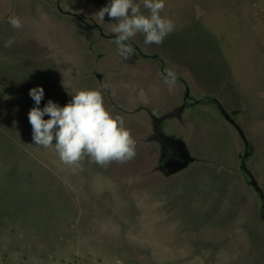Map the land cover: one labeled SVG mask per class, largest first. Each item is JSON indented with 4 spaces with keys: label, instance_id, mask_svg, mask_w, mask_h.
<instances>
[{
    "label": "rangeland",
    "instance_id": "rangeland-1",
    "mask_svg": "<svg viewBox=\"0 0 264 264\" xmlns=\"http://www.w3.org/2000/svg\"><path fill=\"white\" fill-rule=\"evenodd\" d=\"M106 2L0 0V264H264L262 203L239 174L215 165L235 163L237 151L236 134L216 115L222 110L251 139L247 152L256 147L253 173L264 193V0H165L161 15L174 30L159 45L138 33L127 43L146 58L134 48L128 60L115 37L63 14L116 36L109 17L95 14ZM162 71L186 83L192 104L209 101L186 119L191 150L206 162L167 179L157 144L146 139L150 126L138 135L146 114L133 112L180 97V84ZM49 72L61 85L99 91L136 141L135 156L122 167L87 155L66 164L34 145L28 90ZM83 72L102 75L103 86L80 79ZM48 88L41 107L75 94Z\"/></svg>",
    "mask_w": 264,
    "mask_h": 264
},
{
    "label": "clouds",
    "instance_id": "clouds-1",
    "mask_svg": "<svg viewBox=\"0 0 264 264\" xmlns=\"http://www.w3.org/2000/svg\"><path fill=\"white\" fill-rule=\"evenodd\" d=\"M164 7L165 0H107L95 14L100 21L105 15L109 17L117 52L128 60L135 49L127 42L138 33L143 34L145 45H159L174 30L172 19L161 15ZM8 22L13 28L22 27L18 17L10 16ZM11 43L9 39L4 46L10 47ZM166 82L175 83L173 73ZM28 96L33 101L27 112L33 144L54 150L62 162L73 164L87 155L103 165L135 156L136 141L123 121L104 107L99 91L78 90L63 105L49 98L43 107L45 91L41 85L29 88Z\"/></svg>",
    "mask_w": 264,
    "mask_h": 264
},
{
    "label": "crops",
    "instance_id": "crops-1",
    "mask_svg": "<svg viewBox=\"0 0 264 264\" xmlns=\"http://www.w3.org/2000/svg\"><path fill=\"white\" fill-rule=\"evenodd\" d=\"M63 14H65L69 17H73V18L77 17L78 20L84 26L88 27L91 30H95L97 32V36H99L101 38L113 39V37H115V35L111 36L108 34H104L102 32V30H100L99 27L88 26L84 22V20H82L80 17H78L74 14H68V13H63ZM134 48L136 50H138V48H136V47H134ZM138 51L140 52V50H138ZM140 55L145 57L141 52H140ZM162 73L164 74L163 71H162ZM164 75L167 76L166 74H164ZM87 76L94 77L100 83V85L103 86L102 85V82H103L102 81V75H100L99 73L91 72L90 74L89 73L85 74V72H83L80 74L79 77H80V79H85ZM44 78H46V79H44ZM44 78L42 77V79H40V82H41L40 84L43 88L49 87V88L56 90L58 92H68V93L69 92L75 93L77 90H81V88L78 89V88L74 87L73 84H71V82H68L67 84L61 85L58 81L55 80L54 73L52 74V72H49L47 77H44ZM175 82L180 84V86H181L180 92L181 93H180V97L177 96L171 100L169 108H168V106H165L162 109H157V108H152V107L150 108V106L140 105L136 110L133 111V112L143 111L147 116V123L144 125L143 128L138 130L139 136L141 134L146 135V131L148 129V126H150V130L152 128L156 134H161L162 136L167 137L168 140L171 141V143L177 145L178 148L180 149V152H181L180 158L173 161L172 166H170V169H168L167 172H163V176H164L163 179L175 177L196 163L206 162V161L198 158L196 155H194L192 150H191L190 144L188 142V135H187L188 124H187L186 119L190 115H192L193 110L203 108V107L209 108V107H207L208 106L207 104L209 103V101H207V102L203 101L202 104H198V105L188 104V103H191L190 99L193 98V95L189 91L188 86L186 85V83L183 80H180L177 77H175ZM85 85L86 84L84 83L83 87H85ZM44 91H46V90H44ZM184 101L187 102L186 105L182 104ZM28 110H29V108H28ZM123 111H125V110H123ZM125 112L130 113L128 111H125ZM221 112L222 111L219 110V112L216 113V115L222 121H224V123L226 125L230 126L231 130L236 134L237 151L235 153V159H234L235 163H231V165H225V164H218L217 163L215 165L221 167L222 169H227L230 172H235V173L239 174L241 177V178L239 177V179H241L240 181L243 183H246L247 186L251 187L253 192L255 193L256 197L259 199L257 205L262 203L261 204V209H262V205H264V193H263L262 187L260 186L258 180L255 178L254 173H253V168H254L253 161H254V158L256 157V152H257L256 147L252 148V151L250 153L247 152L246 149L249 148L248 147L249 145H251L250 144L251 139L245 134L242 125L237 120V116L233 117L236 114L231 115L227 111H223V113L225 114L224 115ZM45 118H47V117H45ZM177 127H179V128L177 129ZM180 127H182V129H180ZM236 127L241 131L242 135H240V133L238 132ZM181 130H184V132ZM152 133H153V131H152ZM151 134H149L148 138H146V139H149L150 142H152V143L154 142L157 144L158 156H159V145L153 138L150 137ZM143 143L145 144L144 141H143ZM141 157H142L141 154H139L140 162L137 164V166L139 168L144 166V163H143L144 161ZM129 160H127V161L126 160L125 161H116V163L115 162L111 163V161H110L109 164L113 165V166L122 167L123 164L128 162ZM209 162H207V163H209ZM211 163H216V162L211 161ZM233 165H235V166L233 167ZM142 175H144V174H142ZM147 177L148 176L145 174V176H142V178L139 179V182H143L145 179H147ZM149 177H151V176H149ZM123 180L125 182H130V180L126 176L123 177ZM251 182L256 184L257 188L259 189V193L255 190L253 185H251ZM258 212L260 214L259 209H258Z\"/></svg>",
    "mask_w": 264,
    "mask_h": 264
},
{
    "label": "flooded vegetation",
    "instance_id": "flooded-vegetation-1",
    "mask_svg": "<svg viewBox=\"0 0 264 264\" xmlns=\"http://www.w3.org/2000/svg\"><path fill=\"white\" fill-rule=\"evenodd\" d=\"M203 101L207 102L205 100H200V101H193V104L192 103H188V104L198 105V104H202ZM186 103L187 102L184 101L182 104L186 105ZM152 131L153 133L150 135V137L153 138L159 145L157 168L159 170H162L163 172H167L168 169H170V166H172L173 161L180 158L181 156L180 149L178 148L177 145L171 143V141H169L167 137H164L161 134H156L153 129Z\"/></svg>",
    "mask_w": 264,
    "mask_h": 264
},
{
    "label": "water",
    "instance_id": "water-1",
    "mask_svg": "<svg viewBox=\"0 0 264 264\" xmlns=\"http://www.w3.org/2000/svg\"><path fill=\"white\" fill-rule=\"evenodd\" d=\"M222 111V110H221ZM221 113H223V111L221 112ZM224 114V113H223ZM225 115V114H224ZM237 128V127H236ZM237 130H238V132L240 133V135H242L241 134V131L237 128ZM251 185H253V187L255 188V190L259 193V189L257 188V186H256V184H254L253 182H251ZM262 208H264V205H262Z\"/></svg>",
    "mask_w": 264,
    "mask_h": 264
},
{
    "label": "trees",
    "instance_id": "trees-1",
    "mask_svg": "<svg viewBox=\"0 0 264 264\" xmlns=\"http://www.w3.org/2000/svg\"><path fill=\"white\" fill-rule=\"evenodd\" d=\"M260 217H261L262 222L264 223V208L260 210Z\"/></svg>",
    "mask_w": 264,
    "mask_h": 264
}]
</instances>
